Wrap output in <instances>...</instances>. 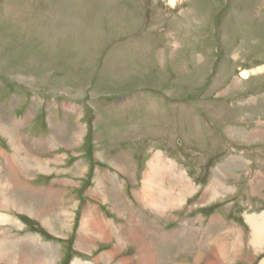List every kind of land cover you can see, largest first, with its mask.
<instances>
[{
  "label": "rangeland",
  "instance_id": "374dc122",
  "mask_svg": "<svg viewBox=\"0 0 264 264\" xmlns=\"http://www.w3.org/2000/svg\"><path fill=\"white\" fill-rule=\"evenodd\" d=\"M263 66L264 0H176L174 5L171 0H0V104L12 106L13 97L24 94L27 102L18 116L40 104L32 122L38 137L29 136L28 125L21 123L16 145L24 158L38 161L56 142L54 153L68 157L64 169L79 164L69 173L73 179L90 168L78 178L79 189L62 180L46 193L53 200L52 207L45 203L49 211L60 203L51 211L59 238L39 220L30 219L22 229H0L19 238L41 234L67 248L66 260L96 264L109 252L113 261L100 264H137L129 259L137 251L132 244L116 253L112 248L126 242L113 246L105 237L108 245L93 244L104 231L91 237L79 229V243L93 241L81 248L94 252L74 251L78 235L63 232L60 215L73 216L77 207L67 196L70 189L80 200V227L94 200L87 192L98 168L96 177L110 172L118 174L117 182L125 180V197L131 198L161 154L160 160L186 179L174 191L175 180L159 187L157 196V202L179 200L182 206L153 213L137 205L134 211L156 264H210L212 253L219 262L211 263L264 264V230L258 248L248 221L264 215V71L248 79L241 75ZM95 204L108 225L123 222L108 203ZM11 250L14 264L30 261L29 253Z\"/></svg>",
  "mask_w": 264,
  "mask_h": 264
},
{
  "label": "crops",
  "instance_id": "0c3cea01",
  "mask_svg": "<svg viewBox=\"0 0 264 264\" xmlns=\"http://www.w3.org/2000/svg\"><path fill=\"white\" fill-rule=\"evenodd\" d=\"M38 98L42 99L39 96H38ZM13 100L14 101H12V106L10 104L7 106L0 104V185L2 184L0 186V188H1L0 189V214L6 216L8 218V222L0 223V228L2 226H7V225L11 226L12 225V226H15V227L22 229L23 227H27V226L31 225L30 219L31 220H39L43 224L41 219L34 217V216H36L38 210H39V215H40L41 213H43L44 208L47 209V207L45 206V203L48 200L50 201V207L53 206V200H51V198H48V194H46V193H48V189H58L60 187L59 183L62 180H68V181H62V184H65V186L67 188L71 189V188L77 187L79 189L80 185L77 184L78 178L82 177V176L85 177L84 174L85 173L87 174L90 171V168H89L88 172H86L87 168L85 171V167H83L81 165L84 168L83 173L80 174L78 178L73 179V176L69 173L75 172L76 166H79V164H76L73 168L64 169V167L66 165L65 159H67L68 157L65 156L64 158H61V157L59 158L58 153L57 154L54 153V151L56 149L57 150L59 149L58 146L56 145V142H54V143L48 144V146L50 147V152H51L50 154H40L39 155V158H38L39 168L36 170L35 169L33 170L32 175H34V177L29 176V173L31 172V167H29L26 164V162H24V156L25 155L21 154L20 148L16 145V140L19 139L20 133H18V132L20 130V124L21 123H24L25 127L28 125L27 127H29V130H27V131L29 133V136L38 137L37 129H32V122L35 123L34 119H36L37 113L39 112L38 110H40V104H31L29 106V108L27 109V111L23 112L24 114H21L18 116L19 110L24 108L27 100H26V97L24 94L17 96V97H13ZM5 110L7 112L4 113ZM25 112H27V113H25ZM28 119L31 120L29 122V124L27 123ZM4 121L9 122L10 126L7 124H4L3 123ZM200 125H202V121L200 122ZM3 129H6V130H3ZM71 138H72V136H71ZM34 141L40 142V145H41V139H35ZM69 143H71V141ZM74 144H75L74 147L76 148V146H78L80 144V140L74 142ZM40 145L38 144V146H40ZM52 153H54V154H52ZM41 155H45V157L43 158ZM54 159L59 160L60 167H59L58 162L53 163ZM155 159H157V158L155 157L153 159V161ZM160 159H161V154H160ZM136 161H137V159H136ZM153 161L151 162V164L153 163ZM160 161H161V165L164 168H166V169L162 170V173L164 174V172H166L169 174V177L172 178V176H173V178L171 179L168 176H166L165 178H163V179H166V181L161 179V184L159 187L164 188L163 186H170L171 182L173 180H176V178L180 175H183L185 178V175L179 174L180 172H178V170L176 168L175 169L172 168L171 164L169 166L168 163H165L162 160H160ZM82 162H84V161H82ZM102 163L104 165L105 163H107V161L105 159H103ZM49 165H50L51 169H49ZM135 165L137 167L136 170L138 171L140 165H138V163H136ZM150 165H149L148 173H146L145 175L143 174V180H142L143 187H142L141 191L136 192L133 190L131 198L125 197L126 193H127V187H126L127 182L125 180H121V181L117 182V180H118L117 179V175H118L117 173H114L113 175L110 172L107 175H106V173H104L106 176L104 177V179H102L99 176L96 177L97 173H100L101 169L98 168L96 170V173L93 174L92 180H91L93 182V186L90 189V193L87 192V194L92 196L94 198V200L96 198H98V200L96 199L94 201L91 198L93 200L92 201L93 203L92 204L89 203V205H87L85 207V210H91V212L93 214L94 222L91 223V226L93 229L83 228L82 227L83 221H82L80 227H78L79 222H77V211L79 208L80 200L76 196L70 195V191H69L70 189H67L68 190L67 196L74 197V199H75L74 204L76 203L77 207L72 208L73 216H71V214L69 212H67L66 217H62L60 215V218H61V226H62L63 232L66 229H70L71 230V233H70L71 238L74 234L78 235L76 242H75L74 251H77V249L81 248L84 245L90 246V244L93 242L91 240V241H88L86 244L79 243V240H80L79 239V229H81L82 232H86L91 237H96L97 235H95V234H97L99 231H102V232L104 231L102 234H100L98 239L94 240L95 242L93 243V244H95L97 242H100L103 244V246L108 245L104 241L105 237L108 238L107 243L110 244L111 242H114L113 243V246H114L117 239L121 236L120 235L121 230L126 231L128 234H132V235L134 234V232L132 231V227L129 225V223L127 224V222H126V221H128L126 218V212H131V213L135 214L134 211H135L137 205L139 207V206H143L142 204H145L148 202H153V199L143 198V196H148L146 190H144V183L148 179V175L150 173ZM40 166L42 168H44V170H46V172H44ZM146 166H147V164H146ZM57 169L63 170L64 173L61 175H58V173L56 174L55 172H58ZM121 169L124 170V167H122ZM125 169L128 172L129 169H127V167ZM108 170H110V169H108ZM108 170H104V171H108ZM122 173H124V172H122ZM109 174H111V176ZM124 174H126V173H124ZM158 177H159V179L161 178L160 176H158ZM30 178H32V179H30ZM134 179H135V177H134ZM113 181L116 182L118 187L122 188V191L119 193V195H116L117 197L114 196L116 198L112 197L108 191V189L111 190L113 188V185H112ZM135 182H138V181L135 179ZM162 182L164 183V185ZM165 182H169V184L165 185ZM182 185H185V184H182ZM109 186H110V188H108ZM159 187H157V190H159ZM174 187H176V188H174V189L172 188L171 189L172 191H174L175 189H178L179 185H176V186L174 185ZM164 191L166 192V195H168L167 188H165ZM53 192L54 191H52V193ZM58 193H62V191L58 190ZM4 194L8 197V199ZM95 194H98V195H95ZM181 194L182 193L179 191L178 197H179V199H181L183 201L184 197H181ZM8 195H10L11 197ZM18 196H19V199H21V200L15 201V202L24 205L29 210H32L35 213L34 216H30L29 214L22 213L20 211V209H16L12 205V203H8L6 205H3V202L9 201V200H14L16 197L18 198ZM90 196H88V197L90 198ZM99 196H101L102 199H100ZM52 198H54V197H52ZM140 199H141L142 204H140ZM64 201H65V196H64ZM88 201H90V199ZM95 202H96L95 205H102V204L104 205V204L108 203V205H110V209L112 211H114L116 213L115 215L119 219H121V221H123L124 223L123 222L116 223V221L114 220L113 222H110L111 226L108 225L107 224L108 220L106 219V217L100 213L98 207L97 208L94 207L93 204ZM115 204L116 205L122 204L124 206L125 212L123 213L122 216H120L119 213H121V212L118 210V206H115ZM173 204L174 205L181 204V206H182L184 203L180 202L179 200H175V202H173V203L166 202V201H160L159 205H157V210L163 211V210L170 209L169 206L173 207ZM39 207L43 208V209H38ZM58 207H60V203H58L57 206L53 207L52 210L57 211ZM49 210H50V208H48L47 211H48V213L51 214L52 210L51 211H49ZM59 211H61V209ZM136 212H137V209H136ZM248 218H249V216H248ZM20 220L25 221V223H22ZM83 220H84V217H83ZM64 221H65V223H67V222L68 223L66 226L63 227ZM58 225L59 224H57L54 228H52L53 230L51 228L46 227L45 225H44V227L50 235L59 238V232H61V231L59 230ZM107 232H108V234H107ZM5 235H6L5 239L8 240V244H9L10 248H16V250H17V248L20 249L19 243L22 241L21 239H23V238H19L17 236L10 234L8 232V230L5 231ZM8 236L9 237L12 236L13 239H8L9 238ZM29 236H33L34 241L32 239H30ZM40 236H42V235L41 234H37V235L32 234V235L26 236L29 238L25 242L26 244L24 245L22 251H24V253H29V254L32 253L34 256L30 254L28 256L30 261L25 260L23 263H17V264H25V262H28L29 264H39V263H43V264H45V263L73 264L76 260L82 261V259H70V260L67 259L66 260L67 248H65L64 246H62L60 244H56L53 241H49L46 239H45L46 240L45 241L43 238H40ZM10 242H11V244H10ZM42 246L54 247L55 250H52L51 253L49 255H47L45 253V251L41 249ZM81 249L86 250V248L85 249L81 248ZM201 251H203V250H200V252ZM12 252H13V250L11 251V253ZM83 252H87L91 256V254H93L94 250H91L89 252L86 250ZM108 253H102V254L107 255ZM36 254H38L39 259H34ZM107 256L110 257V255H107ZM98 257H100V256H98ZM98 257H97V259H95L96 264H100L98 262ZM209 258L211 259V261L210 262L208 261V263L219 264V263H211V262H219V261L215 260V257L212 256ZM42 259L43 260L46 259L47 262L46 261L43 262ZM52 259H54V261H51ZM39 260H41V261H39ZM12 261H13V264L16 263L15 256L12 259ZM172 262H173V260H170V262H168L167 264H171ZM1 263L3 264V262H1ZM84 263L85 264H92L91 262H89L87 260ZM116 264H120V263H116Z\"/></svg>",
  "mask_w": 264,
  "mask_h": 264
},
{
  "label": "bare ground",
  "instance_id": "6f19581e",
  "mask_svg": "<svg viewBox=\"0 0 264 264\" xmlns=\"http://www.w3.org/2000/svg\"><path fill=\"white\" fill-rule=\"evenodd\" d=\"M176 3V0H171V4L174 5ZM262 72L264 71V66L263 67H258L257 69H254L252 70L251 72H248V71H242L241 75L243 77V79H248L249 78V75L252 73V74H255L256 72ZM30 110V109H29ZM51 116V115H50ZM177 124V123H176ZM3 130H6V129H3ZM12 136V135H11ZM30 148V147H29ZM32 149V148H31ZM33 151V150H31ZM44 151V150H43ZM27 157V156H26ZM24 162H26V164L29 166V167H32V169L36 170L39 168V161H34L32 160L31 158H24ZM168 165L170 166V164L168 163ZM41 167V166H40ZM42 168V167H41ZM172 168H176L175 166H172ZM44 172H46V170H44V168H42ZM163 169H166L164 168L162 165H161V161H160V158H157L153 161V163L150 165V173L148 175V179L145 181L144 183V190H146L148 196H143V198H150V199H153V202H148V203H145V204H142L144 208H146L147 210L149 211H152L153 213H156V212H159L157 210V205H159V202H157V196H158V193L160 190H157V187L160 186L161 184V178L160 179H157L158 176H162L163 173H162V170ZM166 177V176H165ZM184 176L183 175H180L176 178L175 180V183L176 185H182L181 182H185L184 180ZM163 180V179H162ZM2 185V184H1ZM0 185V186H1ZM113 185V188L111 190H108L110 195L112 197L116 196V195H119L120 193V189L117 188V184L115 181H113L112 183ZM171 185V184H170ZM16 188V187H15ZM14 188V189H15ZM171 188H176V187H171ZM1 189V188H0ZM187 190V189H186ZM2 191V190H1ZM13 191V190H12ZM163 191V190H162ZM193 191V190H192ZM7 192V191H6ZM5 192V193H6ZM161 192V191H160ZM213 192V191H212ZM211 192V193H212ZM163 194V192H162ZM5 195V194H4ZM3 195V196H4ZM164 195V194H163ZM215 195V194H213ZM6 196V195H5ZM10 196V195H8ZM166 196V192H165V195ZM7 197V196H6ZM11 197V196H10ZM117 197V196H116ZM160 197V196H159ZM8 199V197H7ZM170 199V198H169ZM3 200V199H2ZM21 199H19V196L18 198L16 197L14 200H9V201H6V202H3V205H6L8 203H12V205L16 208V209H20V211L22 213H26V214H29L30 216H34L35 213L32 211V210H29L28 208H26L24 205L20 204V203H17L15 201H20ZM113 200V199H112ZM49 201V200H48ZM117 201V200H116ZM31 205V204H30ZM181 205V204H179ZM47 206V205H46ZM115 206H118V210L121 212L119 213L120 216L123 215V213L125 212V209H124V206L122 204H115ZM33 207V206H32ZM143 208V209H144ZM48 209V207H47ZM47 209H43V213H41L39 215V210L37 211V214L36 216L34 217H37L39 219L42 220L43 224L46 226V227H50L52 229V219L51 217H53L52 215L53 214H50L48 213ZM158 214V213H157ZM155 215V214H154ZM138 215H135L131 212H126V218H127V223H129V225L132 227V231L134 232V234H128L126 231L124 230H121L120 232V238H118L117 240L118 241H124L126 242L125 243V246H122V245H115V247L113 248L112 252H115V251H118L119 250V247H121L122 249H126L128 244H132L131 246H135L137 247V251H136V254L134 255L133 258H129V259H132L130 261H135L136 259H138V262L137 264H156V252H155V249L150 245V244H147L146 243V238L145 236L143 235L142 233V228H140V221L139 219L137 218ZM156 217V216H155ZM248 221L250 222V224L252 225V228H253V238L251 239V243L252 245L258 247V248H261V238L259 237V233L264 230V215H260V216H249L248 218ZM5 222H8V218L4 215H1L0 214V223H5ZM94 222V219H93V215H92V212L91 210H85V215H84V220H83V223H82V227L83 228H88V229H93L92 226H91V223ZM68 223V222H67ZM67 223H65V221L63 222V227L67 225ZM53 230V229H52ZM0 261L3 262L4 264H13V261L12 259L14 258V253L12 252L11 253V248L9 247V244H8V240L5 239V228L4 229H1L0 230ZM252 235V233H251ZM9 237V236H8ZM30 239H32L34 241V237L33 236H29ZM29 237H24L23 239H21L20 241V250L22 251L23 250V247L24 245L26 244L25 242L28 240ZM8 239H13L12 236H10ZM84 244H86L84 242ZM89 247V245L87 246ZM130 247V246H129ZM42 250L45 251V253L47 255H49L51 253L52 250H55L54 247H46V246H42L41 247ZM85 249V248H84ZM40 250V249H39ZM161 250V249H160ZM259 250V249H258ZM91 251V250H90ZM168 251V250H167ZM34 253V252H33ZM37 253V252H36ZM116 253V252H115ZM31 255H33L32 253H30ZM41 255V254H40ZM114 255V254H113ZM34 256V255H33ZM215 257L212 253V255L210 254L209 257ZM42 257V256H41ZM35 259V258H34ZM44 259V258H43ZM42 261H46L43 260ZM113 257H109L107 256L106 254H101L100 257H98V262L100 263L101 261H104V262H107V263H110L112 260ZM161 259V258H160ZM185 259V258H184ZM228 259V257H227ZM17 261V260H16ZM41 261V260H39ZM51 261H54V259H52ZM96 261V260H95ZM163 261V260H162ZM228 261V260H227ZM264 261V260H263ZM262 261V262H263ZM0 262V264H1ZM47 262V261H46ZM129 263V262H128ZM73 264H85L83 261H80V260H76Z\"/></svg>",
  "mask_w": 264,
  "mask_h": 264
}]
</instances>
